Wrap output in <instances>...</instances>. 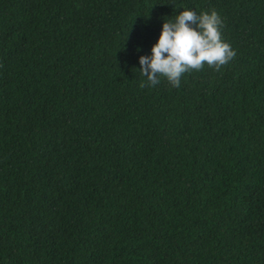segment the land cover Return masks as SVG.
I'll return each mask as SVG.
<instances>
[{
    "label": "trees",
    "instance_id": "obj_1",
    "mask_svg": "<svg viewBox=\"0 0 264 264\" xmlns=\"http://www.w3.org/2000/svg\"><path fill=\"white\" fill-rule=\"evenodd\" d=\"M183 10L236 56L150 86ZM0 264H264V0H0Z\"/></svg>",
    "mask_w": 264,
    "mask_h": 264
},
{
    "label": "clouds",
    "instance_id": "obj_2",
    "mask_svg": "<svg viewBox=\"0 0 264 264\" xmlns=\"http://www.w3.org/2000/svg\"><path fill=\"white\" fill-rule=\"evenodd\" d=\"M222 26L221 17L214 10L200 14L183 10L174 20L166 19L151 55L140 57L141 74L150 86L160 83L163 77L178 88L185 74L200 71L205 65L219 71L236 56L223 39Z\"/></svg>",
    "mask_w": 264,
    "mask_h": 264
}]
</instances>
